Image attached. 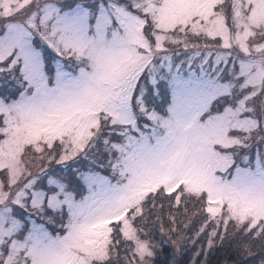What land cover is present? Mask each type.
I'll return each mask as SVG.
<instances>
[{
  "label": "snow or ice",
  "instance_id": "snow-or-ice-1",
  "mask_svg": "<svg viewBox=\"0 0 264 264\" xmlns=\"http://www.w3.org/2000/svg\"><path fill=\"white\" fill-rule=\"evenodd\" d=\"M0 264H264V0H0Z\"/></svg>",
  "mask_w": 264,
  "mask_h": 264
}]
</instances>
